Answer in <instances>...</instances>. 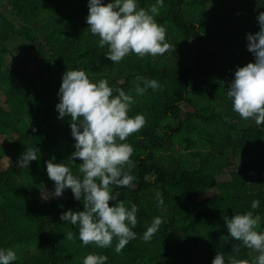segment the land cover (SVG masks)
Returning a JSON list of instances; mask_svg holds the SVG:
<instances>
[{
    "label": "trees",
    "instance_id": "16d2710c",
    "mask_svg": "<svg viewBox=\"0 0 264 264\" xmlns=\"http://www.w3.org/2000/svg\"><path fill=\"white\" fill-rule=\"evenodd\" d=\"M237 1L216 7L211 0H164L155 19L173 47L156 55L131 52L113 62L105 55L108 46H100L88 29L87 0H0V136L8 140L0 143V160L7 153L10 159L0 168V247H20L10 264H83L89 252L106 254L105 264H212L216 252L255 259V249L228 236L223 218L250 210L256 198L260 207L251 210L264 215V126L234 111L226 92L236 66L254 60L246 34L259 30L264 0ZM154 2L139 0V6ZM235 4L230 33L227 20ZM18 39L21 48L9 47ZM30 66L34 73L27 72ZM68 67L84 69L93 81L107 78L114 89L132 90L129 115L146 117L127 137L135 180L112 186L119 199L138 205L137 236L115 257L116 237L109 247L85 245L79 230L61 219L68 208L84 207L71 188L42 196L54 191L48 159L82 175V158L69 159L75 150L71 117L59 118L55 108ZM138 76L156 78L161 86L138 94ZM34 146L39 158L21 167V154ZM155 216L163 222L144 240Z\"/></svg>",
    "mask_w": 264,
    "mask_h": 264
},
{
    "label": "clouds",
    "instance_id": "9594fccd",
    "mask_svg": "<svg viewBox=\"0 0 264 264\" xmlns=\"http://www.w3.org/2000/svg\"><path fill=\"white\" fill-rule=\"evenodd\" d=\"M87 2L88 29L99 37L100 46H108L105 55L111 61L119 62L131 52L139 56L162 54L173 47L166 39L165 26L155 19L164 0H155L149 8L140 7L139 0ZM257 20L259 30L246 34L247 48L253 53L254 60L236 66L232 79L227 82L226 92L234 111L244 118L254 117L258 125L264 126V11L258 12ZM137 80L142 81V85L138 83L135 87L138 94L161 86L156 78L138 76ZM131 91L114 89L107 78L93 81L82 68L68 67L63 72L55 108L59 118L71 117L75 150L69 159L76 163L73 158H82L79 163L82 175L74 173L67 163L48 159L46 170L55 182L54 191L42 193L43 198L48 199L53 195L61 196L64 189L71 188L74 198L82 199L84 207L83 210L68 208L61 213V219L70 221L79 230L85 245L95 242L100 247H109L116 237L117 252L137 236L133 227L138 223V205L119 199V193L112 188L113 185H130L135 180L130 171L134 166L131 160L134 147L127 142V137L144 126L146 117L143 113L129 115L134 102ZM38 153L40 150L36 146L27 149L18 164L28 167L32 160L39 158ZM158 202L162 204L163 198L160 197ZM259 207V198L253 199L251 209ZM251 209L223 218L228 236L255 249L258 253L255 259L235 255L226 258L222 252H216L212 264H264V230H258V226L264 224V215ZM162 222L163 217H153L143 239L151 240ZM67 235L73 238L74 233L70 231ZM17 258L13 247H0V264H10ZM107 260L106 254L89 252L83 264H105Z\"/></svg>",
    "mask_w": 264,
    "mask_h": 264
},
{
    "label": "rangeland",
    "instance_id": "374dc122",
    "mask_svg": "<svg viewBox=\"0 0 264 264\" xmlns=\"http://www.w3.org/2000/svg\"><path fill=\"white\" fill-rule=\"evenodd\" d=\"M226 1H228V5H230V4H232V2L233 1H236V2H238L237 0H211V3L213 4V5H215L216 7H220L222 4H224V5H226ZM244 1H246V0H244ZM232 8H233V11H234V13H233V15L230 17V19L229 20H227V22L229 23H231V26H232V29H231V31L232 32H230V33H233L234 31H235V27H234V25H235V23H236V16H237V11H236V8H237V6H236V4L235 5H233L232 6ZM248 10L247 11H249L250 9L249 8H247ZM8 16H11V15H8ZM12 18V17H11ZM238 29V28H237ZM249 29H252V30H255L254 29V27H249ZM9 47H11V48H21L22 47V41L20 40V39H18L16 42H14V43H11V45L9 46ZM10 65H11V63H9V64H7L6 66H5V70H7L8 71V69L10 68ZM34 70H35V67L34 66H30V68H28L27 69V72L28 73H34ZM3 100H4V95H3V93L0 91V104H3ZM185 107L183 108V109H185V110H191L192 109V107H190V106H186V105H184ZM210 126H213L212 124L210 125ZM0 143H3V144H6L7 145V143H8V140H6V139H4V137H1L0 136ZM178 149V148H177ZM9 153H7V155L4 157V158H2L1 160H0V168H4L5 166H7V164H8V160H10L9 159ZM117 242H118V240H117ZM116 242V243H117ZM116 243L113 245V250H112V255H111V257H115L119 252H117L116 250H115V245H116ZM15 249H19L20 250V247H17V248H15ZM252 252H254V250H252ZM256 253H257V251H255ZM258 254V253H257ZM112 260L114 261V259L112 258Z\"/></svg>",
    "mask_w": 264,
    "mask_h": 264
}]
</instances>
